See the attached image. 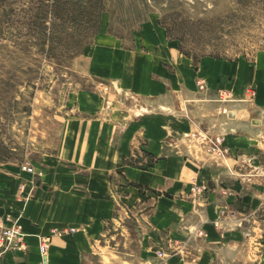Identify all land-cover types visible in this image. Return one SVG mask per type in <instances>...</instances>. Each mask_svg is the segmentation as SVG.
Listing matches in <instances>:
<instances>
[{
    "label": "crops",
    "instance_id": "obj_1",
    "mask_svg": "<svg viewBox=\"0 0 264 264\" xmlns=\"http://www.w3.org/2000/svg\"><path fill=\"white\" fill-rule=\"evenodd\" d=\"M89 59L95 88L66 104L54 144L0 163V230L17 223L27 245L0 264H264V130L224 135L231 164L191 144L216 134L199 103L254 87L264 109V58L196 64L151 26L98 35Z\"/></svg>",
    "mask_w": 264,
    "mask_h": 264
},
{
    "label": "rangeland",
    "instance_id": "obj_2",
    "mask_svg": "<svg viewBox=\"0 0 264 264\" xmlns=\"http://www.w3.org/2000/svg\"><path fill=\"white\" fill-rule=\"evenodd\" d=\"M151 26L196 64L204 56L251 64L264 58V0H0V163L37 160L54 144L66 104L95 88L89 57L98 35L130 37ZM255 92L250 87L241 100L225 95L211 98V106L199 103L216 134L201 133L192 146L231 164L224 135L264 130V109L251 106ZM225 106L232 108L227 114ZM225 115L259 129L230 130ZM99 264L122 263L105 257Z\"/></svg>",
    "mask_w": 264,
    "mask_h": 264
},
{
    "label": "built area",
    "instance_id": "obj_3",
    "mask_svg": "<svg viewBox=\"0 0 264 264\" xmlns=\"http://www.w3.org/2000/svg\"><path fill=\"white\" fill-rule=\"evenodd\" d=\"M22 171L31 174L36 173V169L29 164L22 166ZM74 231V230H72ZM24 233L22 228L15 223L9 228H2L0 230V259L3 258L9 252H23L27 250V245L24 242ZM49 250L48 239H42L40 244V251L44 258V262H47V255ZM162 256V253L160 254Z\"/></svg>",
    "mask_w": 264,
    "mask_h": 264
},
{
    "label": "bare ground",
    "instance_id": "obj_4",
    "mask_svg": "<svg viewBox=\"0 0 264 264\" xmlns=\"http://www.w3.org/2000/svg\"><path fill=\"white\" fill-rule=\"evenodd\" d=\"M146 103H147L148 106H150L151 104L154 105V103L149 101V100H146ZM167 105H164L163 103H160V104H157L154 107L158 108L161 111L163 110V111L167 112V111L171 110L169 107H167ZM247 105H248L247 103H243L241 107L245 108V107H247ZM221 106L222 105H220L219 107H221ZM224 109L226 110L225 114H227V112H229L232 108L230 106H225ZM198 114H200V113H198ZM218 122H220V121H218ZM222 124H223V126L227 127L230 130L243 129V130H247L249 132H253L254 133V132L258 131V129H259L258 126L254 125V124H251V123H249L247 121H243V120H240V119H229L227 115H225L223 117Z\"/></svg>",
    "mask_w": 264,
    "mask_h": 264
}]
</instances>
